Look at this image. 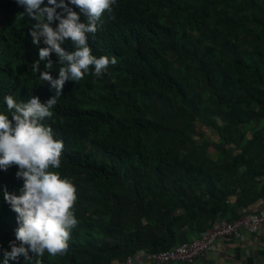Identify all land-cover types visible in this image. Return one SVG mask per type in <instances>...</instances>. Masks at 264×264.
Listing matches in <instances>:
<instances>
[{
    "label": "trees",
    "instance_id": "trees-1",
    "mask_svg": "<svg viewBox=\"0 0 264 264\" xmlns=\"http://www.w3.org/2000/svg\"><path fill=\"white\" fill-rule=\"evenodd\" d=\"M23 12L0 0V112L9 118L7 95L46 102L55 93L31 71L46 45H33L35 21ZM99 23L93 54L117 64L67 81L42 121L64 143L53 170L76 187L78 225L66 254L45 252L40 264H119L191 242L264 200V0H116ZM18 170L0 169V264L19 226L3 199L4 187H23Z\"/></svg>",
    "mask_w": 264,
    "mask_h": 264
},
{
    "label": "clouds",
    "instance_id": "clouds-1",
    "mask_svg": "<svg viewBox=\"0 0 264 264\" xmlns=\"http://www.w3.org/2000/svg\"><path fill=\"white\" fill-rule=\"evenodd\" d=\"M17 3L25 9L20 15L35 21L30 27L33 45H39L42 38L46 45L39 49V58L32 63L31 71L38 74L40 81L50 84L55 93L46 102H41L38 96L18 102L13 95H7L5 101L11 118L0 112V169L7 171L16 165L19 169L16 176L24 181L18 192L3 189V199L17 214L19 225L15 240L10 241L11 250H4V264L21 256L27 264L34 260L40 264L39 258L45 252L50 256L66 254L71 231L78 225L74 213L76 187L53 170L61 167L64 143L55 139L52 128L42 121L53 116L51 109L63 94L67 81L79 83L89 73L100 78L110 65L117 64L115 56L97 58L89 44V34L97 33L103 14L113 12L116 0H47V3L17 0ZM111 18L115 19L114 15ZM55 21L59 23L53 27ZM66 41L74 45V51L62 47ZM53 53L58 63L52 60ZM41 62H45L43 69ZM54 64L60 65L58 77L52 75Z\"/></svg>",
    "mask_w": 264,
    "mask_h": 264
},
{
    "label": "built area",
    "instance_id": "built-area-1",
    "mask_svg": "<svg viewBox=\"0 0 264 264\" xmlns=\"http://www.w3.org/2000/svg\"><path fill=\"white\" fill-rule=\"evenodd\" d=\"M263 227L264 200H261L252 209L245 210L237 221L230 222L225 217L219 218L213 227L191 242L156 252L140 250L119 264H173L178 261L195 264L201 256L215 249L219 239L242 240L245 237L244 231L258 235Z\"/></svg>",
    "mask_w": 264,
    "mask_h": 264
},
{
    "label": "crops",
    "instance_id": "crops-1",
    "mask_svg": "<svg viewBox=\"0 0 264 264\" xmlns=\"http://www.w3.org/2000/svg\"><path fill=\"white\" fill-rule=\"evenodd\" d=\"M242 240L219 239L215 249L201 256L195 264H264V227L258 235L243 232ZM173 264H188L182 261Z\"/></svg>",
    "mask_w": 264,
    "mask_h": 264
},
{
    "label": "rangeland",
    "instance_id": "rangeland-1",
    "mask_svg": "<svg viewBox=\"0 0 264 264\" xmlns=\"http://www.w3.org/2000/svg\"><path fill=\"white\" fill-rule=\"evenodd\" d=\"M1 22H2V16H1V14H0V27H1ZM211 135H213V136H217V133L215 132L214 134H211Z\"/></svg>",
    "mask_w": 264,
    "mask_h": 264
}]
</instances>
